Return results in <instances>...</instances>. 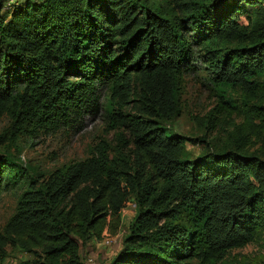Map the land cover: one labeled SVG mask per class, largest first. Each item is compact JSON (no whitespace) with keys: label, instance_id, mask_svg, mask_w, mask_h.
Returning <instances> with one entry per match:
<instances>
[{"label":"trees","instance_id":"1","mask_svg":"<svg viewBox=\"0 0 264 264\" xmlns=\"http://www.w3.org/2000/svg\"><path fill=\"white\" fill-rule=\"evenodd\" d=\"M197 46L216 84L242 92L240 133H262L264 0H0V122L11 120L1 137L81 129L108 88L113 127L131 135H119L115 156L104 141L31 178L0 231V264L9 247L34 255L25 264H88L82 245L117 234L128 204L137 213L109 264H224L261 236L264 157L231 149L187 158L185 139L163 123L180 112ZM16 170L0 155V196Z\"/></svg>","mask_w":264,"mask_h":264},{"label":"rangeland","instance_id":"2","mask_svg":"<svg viewBox=\"0 0 264 264\" xmlns=\"http://www.w3.org/2000/svg\"><path fill=\"white\" fill-rule=\"evenodd\" d=\"M246 23L245 15L240 17ZM193 70L184 72L180 80V112L171 121H163L173 135L185 140L186 154L190 159H198L224 150L242 149L264 157V131L259 135L248 131L240 133L246 117L243 112V95L240 89L231 86L222 87L212 77L210 64L200 46L195 49ZM111 89H104L102 108L98 115L87 116L81 129L71 132L60 131L47 135L19 134L15 139L1 137L3 130L11 120L5 116L0 122V155L16 164L17 178L6 175V187L0 196V231L7 221L16 213L20 195L32 178L41 181L52 171L66 168L71 162L89 157L98 144L107 142L110 156L121 150L119 135L124 133L127 140L130 132L123 127H113L112 113L118 107L111 99ZM125 113L133 112L130 107ZM203 140V141H202ZM129 152V151H128ZM137 209L128 204L122 211L121 224L117 234L108 230L103 238L93 239L82 245V256L88 264H109L123 246V241L134 222ZM113 238V243L106 245L104 239ZM258 260L264 259V231L261 236L245 247L229 251L224 264L236 258ZM34 255L20 247H9L8 256L3 264H25L33 260ZM219 264V263H218Z\"/></svg>","mask_w":264,"mask_h":264},{"label":"built area","instance_id":"3","mask_svg":"<svg viewBox=\"0 0 264 264\" xmlns=\"http://www.w3.org/2000/svg\"><path fill=\"white\" fill-rule=\"evenodd\" d=\"M104 238H105V237H104ZM113 241H114V239H113V238H110V237H106V238L104 239V243H105L106 245H109V244L113 243Z\"/></svg>","mask_w":264,"mask_h":264}]
</instances>
